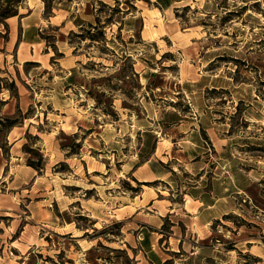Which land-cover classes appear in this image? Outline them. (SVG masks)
<instances>
[{
  "label": "rangeland",
  "instance_id": "rangeland-1",
  "mask_svg": "<svg viewBox=\"0 0 264 264\" xmlns=\"http://www.w3.org/2000/svg\"><path fill=\"white\" fill-rule=\"evenodd\" d=\"M176 5L166 16L153 0H25L7 19L0 116L20 122L0 124V264H154L145 250L158 235L140 224L154 212L151 197L181 200L178 184L187 189L207 162L177 147L165 153L172 147L165 127L157 137L154 132L172 104L177 78L197 89L191 101L175 94L178 104L195 113L192 105L200 109L206 96L217 109L211 116L229 128L222 135L228 141L264 132L251 124L264 111V0ZM28 39L38 43L21 41ZM213 57L207 67L218 76L203 89L199 73ZM201 135L213 152V135ZM40 155L38 171L27 160ZM133 156L141 163L152 157L140 178L150 170L172 174L137 180L118 161ZM246 156L240 150L244 169ZM222 157L221 168L216 165L224 171L230 160L225 151ZM251 190L261 208L248 207L245 217L230 213L206 230L196 228L199 235L180 222L174 236L171 220L177 219L166 217L157 246L164 264H264V180ZM137 205L140 213L133 214Z\"/></svg>",
  "mask_w": 264,
  "mask_h": 264
},
{
  "label": "crops",
  "instance_id": "crops-1",
  "mask_svg": "<svg viewBox=\"0 0 264 264\" xmlns=\"http://www.w3.org/2000/svg\"><path fill=\"white\" fill-rule=\"evenodd\" d=\"M157 4L154 9H158L161 15L168 16L170 10L176 8V4L183 0H153ZM33 11L29 13L25 18H29L34 14L35 8L32 7ZM153 9V10H154ZM42 13V11H39ZM24 23V22H23ZM38 23H35L33 26H38ZM29 27V25L24 24ZM24 36V33H23ZM38 34L35 35V37ZM22 43L27 44L29 46L35 45L38 42L33 39L21 40ZM213 58H210L203 64L202 70L200 74V78H203L201 88H206L212 81L214 77L218 76V73H210V69L207 67L208 63L212 61ZM210 74V78H206L205 76ZM144 79L147 82V78L142 76L139 71V80L140 84L144 83ZM173 83V82H172ZM171 83V84H172ZM191 83H187L184 86V79L177 78L173 85V93L177 95H181L184 100L187 98L189 101L193 99L191 95H195L197 89L189 88ZM214 86V85H213ZM159 88V87H157ZM172 94L170 99L172 100V104H169L165 109L167 113L165 115V120L162 122L157 121L158 128L160 131H154L157 136L162 132L163 126L165 127L166 132L164 135L166 140L171 142L172 147L168 146L165 149V153H169L170 148H178L179 150H183L184 153L187 154V157L191 160L196 158L197 156L205 157L206 163H203V166L199 168L198 178L197 180L190 185L189 187L183 186L182 182L178 184L182 190H179L181 194V200L176 201L173 199H166L165 203L161 200L156 199L154 196L151 197L149 201V205L152 207L151 217L145 218L140 221L141 226L152 227L154 230L153 233H156L158 236L155 237V241L151 242L150 250H145V252H152V256L155 257L154 264H164L166 258L163 257V253L157 250L160 249V240L163 237L161 226L164 223V219L166 217L176 218L177 220H171V229L173 231V235L176 236L177 232L175 227L178 224L184 223V225L188 229H192L194 232L198 231L196 228L203 230L206 227L212 225L214 222L218 221L225 215L234 213L238 216H248L250 215V211H247V208H261L258 206L254 200L253 191L251 190V186L261 184L264 180V132L261 131V135H257L256 133H252L247 135L245 138H242L239 143L238 140H234L233 138L228 141L222 135L224 133L229 132V128H225L220 122L217 116H211V114L215 115V110L212 109L213 105L208 102L206 96H202L204 101L200 105V109L198 107L192 105L191 112L190 109H183L186 105L178 104L177 98L178 96H174ZM176 98V99H175ZM171 108V109H169ZM155 114L163 113V110L154 109ZM224 112V111H222ZM208 115V121H202L203 115ZM152 120V118L150 119ZM256 121H252L251 124L254 125L257 122L256 129L261 127V130L264 129V111L261 113L260 119H254ZM149 127L152 129V121H149ZM131 128L136 127V121L133 120ZM110 130V127L107 128ZM140 129V126L137 127V130ZM130 130V129H129ZM121 131V129L119 130ZM201 131H204L206 134L213 135L212 144L215 147L213 152H209L207 148L204 147L205 140L202 138ZM121 135H118V140ZM116 138V134L114 136ZM165 139V138H164ZM191 143L190 149L187 146H184L185 143ZM160 143V140L158 141ZM175 144V145H174ZM159 147V146H158ZM259 148V149H257ZM244 149V150H243ZM260 150V153H255V150ZM114 151H118V148H113ZM242 150L247 153L246 160L247 164L244 169L239 165V161H237L238 154ZM225 151L228 153L230 160L229 169H225L224 171L218 170V167L221 168L220 160L223 159L222 152ZM57 154V153H56ZM125 156V154H123ZM51 156V152H50ZM58 156V155H57ZM134 157V156H133ZM214 159L212 162L214 164L213 167L208 166V161ZM219 160V161H218ZM118 161H120L123 167H128V171L131 172L132 175L137 180H154V179H162L164 175L166 178H169L172 174V171L157 173L153 170L148 171L149 174H146L147 177L140 178L138 174H140V169L144 166L150 167L152 162V157L145 160L144 162H140V160L136 157L134 159L129 160L126 157H121ZM218 164L219 166H217ZM34 172L36 170L34 169ZM63 180V179H61ZM168 187L171 186V183L168 180H165ZM264 196V194H263ZM132 205H136V200L131 202ZM130 205H125L124 207H129ZM142 205H137L134 207L133 214H139V208ZM183 216L188 217V220H184ZM154 221V222H152ZM152 222V223H151ZM152 225V226H151ZM206 230V229H205ZM180 242V239H178ZM152 250V251H151ZM138 258V257H137Z\"/></svg>",
  "mask_w": 264,
  "mask_h": 264
},
{
  "label": "trees",
  "instance_id": "trees-1",
  "mask_svg": "<svg viewBox=\"0 0 264 264\" xmlns=\"http://www.w3.org/2000/svg\"><path fill=\"white\" fill-rule=\"evenodd\" d=\"M24 1L25 0H0V44L3 42H7L9 40L10 29L7 19L11 16H15L19 14V9L23 5ZM247 6L248 4L243 5L241 9H246ZM11 86L16 87L15 81L11 83ZM18 111L21 112V109L18 108ZM19 122L20 121L17 119L16 116H5V117L0 116V124L6 125L11 128L17 125ZM25 151L31 152V149H25ZM42 161H43L42 155H40V157H38V159L36 160L29 157L27 160V164L34 167L36 170L40 171L43 167ZM228 216L229 214L225 215L226 218Z\"/></svg>",
  "mask_w": 264,
  "mask_h": 264
}]
</instances>
